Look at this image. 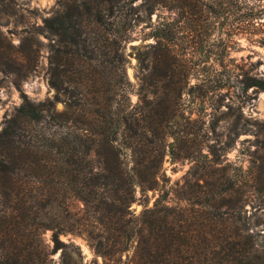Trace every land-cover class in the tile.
I'll use <instances>...</instances> for the list:
<instances>
[{
	"label": "trees",
	"instance_id": "1",
	"mask_svg": "<svg viewBox=\"0 0 264 264\" xmlns=\"http://www.w3.org/2000/svg\"><path fill=\"white\" fill-rule=\"evenodd\" d=\"M56 4L39 29L54 96L34 103L23 95L0 130V264H55L51 256L68 248L79 254L66 235L83 239L103 264H264V123L243 169L224 156L250 128L233 124L221 145L204 112L208 94L224 88L211 85L208 65L228 52L216 28L264 27L262 9L239 0ZM140 23L148 29L141 43L151 42L130 46L133 104L124 50ZM203 27L212 29L207 39ZM243 85L264 91V80ZM166 159L191 163L173 204L159 190ZM137 189L158 196L136 215Z\"/></svg>",
	"mask_w": 264,
	"mask_h": 264
},
{
	"label": "rangeland",
	"instance_id": "2",
	"mask_svg": "<svg viewBox=\"0 0 264 264\" xmlns=\"http://www.w3.org/2000/svg\"><path fill=\"white\" fill-rule=\"evenodd\" d=\"M56 2L57 0H0V130L3 120L19 106L23 95L34 103L52 99L54 96V90L49 87L46 76L48 41L39 34V29L43 19L50 17L57 10ZM244 2L249 3V6H259L264 13L263 2L239 0V3ZM155 20L156 15H153L151 22L154 23ZM145 25L140 23L135 28L134 41L124 50L128 59L127 76L133 85L130 96L133 104L137 101L134 94L136 60L130 46L151 42L140 41L148 32ZM216 31V37L221 35L227 39L228 52L222 60L218 57L214 60V57H211L208 65L212 66L211 85H223L224 88L208 94L204 112L210 113L207 116L208 121L218 126L216 134L221 135V145L227 141L229 129L233 124L238 127L244 124L250 128L251 132L240 135L224 156L228 163L246 169L248 161L253 159L251 152L256 147L253 134L257 133L261 128L260 124L264 123V91L250 88L244 92L242 88L243 81L249 78L264 80V27H218ZM207 34H212L211 27L201 29L203 39L211 36ZM219 62L222 66H218ZM199 105L194 110L202 114L203 109ZM56 109L61 110L62 105L57 103ZM214 137L215 134L212 139ZM212 142L211 140L210 143ZM190 166L188 160L175 163L168 159L164 161L162 171L165 178L160 183L159 190L168 193L171 204L176 202L175 190L182 185ZM157 196L158 192L149 191L142 195L137 189L136 203L130 209L137 215L144 205L152 207ZM73 206L80 207L78 203H73ZM43 239L51 248L49 231L43 235ZM60 239L78 246L80 253H71L68 248L62 258L61 252L58 251L51 256L55 264H103V260L94 254L83 239L72 235L61 236ZM127 255L131 256V252L122 256L123 261ZM124 264H127V261Z\"/></svg>",
	"mask_w": 264,
	"mask_h": 264
}]
</instances>
